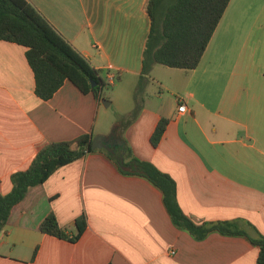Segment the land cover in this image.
<instances>
[{"label": "crops", "instance_id": "obj_1", "mask_svg": "<svg viewBox=\"0 0 264 264\" xmlns=\"http://www.w3.org/2000/svg\"><path fill=\"white\" fill-rule=\"evenodd\" d=\"M29 1L104 82L109 73L116 82L100 101L70 81L44 101L27 49L0 40V194L12 192V176L47 145L114 133L133 157L175 181L177 202L192 220L234 222L264 236V0L230 1L196 69L155 65L130 125L124 119L135 108L148 0ZM163 118L170 122L154 147ZM106 152L88 153L29 190L0 233V264H257L260 249L245 236L212 232L197 240L176 226L162 190L123 173ZM51 213L70 236L85 216L81 238L43 234Z\"/></svg>", "mask_w": 264, "mask_h": 264}, {"label": "trees", "instance_id": "obj_2", "mask_svg": "<svg viewBox=\"0 0 264 264\" xmlns=\"http://www.w3.org/2000/svg\"><path fill=\"white\" fill-rule=\"evenodd\" d=\"M231 0H148L145 11L150 18V33L143 52L142 72L135 91V108L125 116V124L136 120L144 103L147 86L155 65L186 71L196 69L221 22ZM0 40L24 46L26 58L34 73L36 95L48 101L66 81L73 83L83 94H93L100 101L108 87L100 71L69 43L29 0H0ZM92 82L97 83L92 87ZM170 120L163 118L151 139L157 147ZM93 137L84 134L71 141L55 142L44 147L25 171L15 173L13 190L0 194V233L12 210L20 204L33 187L46 183L60 168L84 157L92 150ZM116 153L106 154L122 165L131 168L125 174L148 178L164 193L165 203L174 223L188 231L197 240L212 232L231 236H245L260 249L257 264H264V236L251 237L234 222L197 223L180 208L176 199V183L151 163L131 155L128 144L115 148ZM124 157H123V156ZM120 156L123 157V163ZM76 233L72 236L59 225L55 214H49L39 229L43 234L61 240L77 242L87 228L86 217L76 220ZM37 250L35 251V255Z\"/></svg>", "mask_w": 264, "mask_h": 264}, {"label": "water", "instance_id": "obj_3", "mask_svg": "<svg viewBox=\"0 0 264 264\" xmlns=\"http://www.w3.org/2000/svg\"><path fill=\"white\" fill-rule=\"evenodd\" d=\"M96 86H97V83L92 82V87H96ZM105 103H107V105L105 106H108L110 104L109 101L104 99L103 104ZM123 145H124V142L121 139L117 138L114 133H112L110 136H100L99 135V136L94 137L92 140V150L94 151L104 149L109 153H114L115 147L123 146ZM120 159H121V162L123 163V157H120ZM122 169L128 170V171L131 170V168L125 167L123 165H122Z\"/></svg>", "mask_w": 264, "mask_h": 264}, {"label": "built area", "instance_id": "obj_4", "mask_svg": "<svg viewBox=\"0 0 264 264\" xmlns=\"http://www.w3.org/2000/svg\"><path fill=\"white\" fill-rule=\"evenodd\" d=\"M115 82H116V76H115V74L109 73L107 75L106 80H105V84L107 86H113L115 84ZM186 112H187V106H186V104L180 105V107H179V113H186Z\"/></svg>", "mask_w": 264, "mask_h": 264}, {"label": "rangeland", "instance_id": "obj_5", "mask_svg": "<svg viewBox=\"0 0 264 264\" xmlns=\"http://www.w3.org/2000/svg\"><path fill=\"white\" fill-rule=\"evenodd\" d=\"M112 90H109L107 87L103 90L102 95L103 97L108 96L111 93ZM108 101V100H107Z\"/></svg>", "mask_w": 264, "mask_h": 264}]
</instances>
